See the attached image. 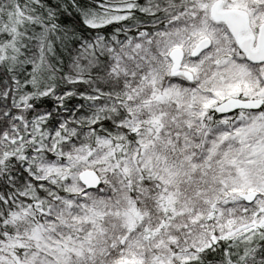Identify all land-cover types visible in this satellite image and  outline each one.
Listing matches in <instances>:
<instances>
[{
	"label": "snow or ice",
	"instance_id": "1",
	"mask_svg": "<svg viewBox=\"0 0 264 264\" xmlns=\"http://www.w3.org/2000/svg\"><path fill=\"white\" fill-rule=\"evenodd\" d=\"M0 264H264V0H0Z\"/></svg>",
	"mask_w": 264,
	"mask_h": 264
}]
</instances>
